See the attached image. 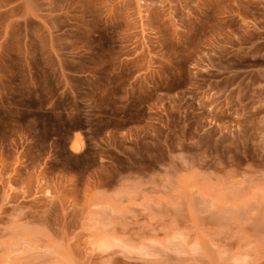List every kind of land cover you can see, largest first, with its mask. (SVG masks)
Returning a JSON list of instances; mask_svg holds the SVG:
<instances>
[{"label": "rangeland", "instance_id": "obj_1", "mask_svg": "<svg viewBox=\"0 0 264 264\" xmlns=\"http://www.w3.org/2000/svg\"><path fill=\"white\" fill-rule=\"evenodd\" d=\"M0 264H264V0H0Z\"/></svg>", "mask_w": 264, "mask_h": 264}, {"label": "bare ground", "instance_id": "obj_2", "mask_svg": "<svg viewBox=\"0 0 264 264\" xmlns=\"http://www.w3.org/2000/svg\"><path fill=\"white\" fill-rule=\"evenodd\" d=\"M78 140L80 141V139H78L77 138V140L76 139H74L73 141H72V143H71V149H73V150H78L79 148H81L80 147V144H79V142H78Z\"/></svg>", "mask_w": 264, "mask_h": 264}]
</instances>
